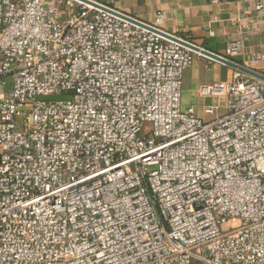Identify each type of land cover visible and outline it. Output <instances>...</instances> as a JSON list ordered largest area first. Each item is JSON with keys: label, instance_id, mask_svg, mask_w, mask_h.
Wrapping results in <instances>:
<instances>
[{"label": "built area", "instance_id": "2783aa9c", "mask_svg": "<svg viewBox=\"0 0 264 264\" xmlns=\"http://www.w3.org/2000/svg\"><path fill=\"white\" fill-rule=\"evenodd\" d=\"M58 1L0 0V264H264V82L202 86L203 121L164 14Z\"/></svg>", "mask_w": 264, "mask_h": 264}, {"label": "crops", "instance_id": "0c3cea01", "mask_svg": "<svg viewBox=\"0 0 264 264\" xmlns=\"http://www.w3.org/2000/svg\"><path fill=\"white\" fill-rule=\"evenodd\" d=\"M145 23H152L157 14H164L159 29L183 39L209 53L226 57L230 41L241 40L239 55L230 58L248 69L264 75V61H255L254 55L264 53V17L253 6L240 0H90ZM237 72L203 56L195 55L191 67L184 71L181 81V108H193L199 119L211 116L205 113L213 98L203 97L199 89L204 85L231 80Z\"/></svg>", "mask_w": 264, "mask_h": 264}, {"label": "water", "instance_id": "95a60500", "mask_svg": "<svg viewBox=\"0 0 264 264\" xmlns=\"http://www.w3.org/2000/svg\"><path fill=\"white\" fill-rule=\"evenodd\" d=\"M77 1H80L81 3H84V4H87L89 6H92V7H95L97 9H100V10H108L107 7L103 6V5H100L98 3H95V2H92L90 0H77ZM122 18H124L125 20H128V21H131V17L129 18V16L127 15H120ZM134 22V21H132ZM143 26V25H142ZM162 34V36L166 37V38H169L170 40H174V41H177L179 42L176 38L172 37V36H169L165 33H160ZM189 48L191 50H193L194 52L196 53H199L200 55H202L203 57L209 59V60H212V61H215L217 63H220L224 66H227L229 67L230 69L234 70V71H237L245 76H248V77H251V78H254V79H257L259 81H262L264 82V75L261 74V73H258L254 70H251V69H248L238 63H235L233 62L232 60H229V59H225L223 57H220L218 55H215V54H212V53H209L208 51L204 50V49H200L196 46H193V45H188Z\"/></svg>", "mask_w": 264, "mask_h": 264}, {"label": "rangeland", "instance_id": "374dc122", "mask_svg": "<svg viewBox=\"0 0 264 264\" xmlns=\"http://www.w3.org/2000/svg\"><path fill=\"white\" fill-rule=\"evenodd\" d=\"M50 6H54L58 12V19H53V23L61 21L65 17V13L63 11L62 5L59 3L58 0H46L45 7L49 8ZM182 110H185L182 108ZM208 119V118H207ZM206 117H203L202 120H207Z\"/></svg>", "mask_w": 264, "mask_h": 264}]
</instances>
